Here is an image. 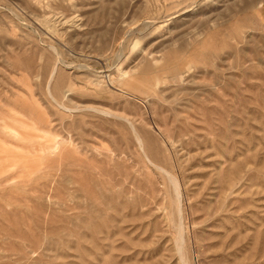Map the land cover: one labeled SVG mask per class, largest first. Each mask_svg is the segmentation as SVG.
I'll use <instances>...</instances> for the list:
<instances>
[{"label":"rangeland","instance_id":"obj_1","mask_svg":"<svg viewBox=\"0 0 264 264\" xmlns=\"http://www.w3.org/2000/svg\"><path fill=\"white\" fill-rule=\"evenodd\" d=\"M0 264H264V0H0Z\"/></svg>","mask_w":264,"mask_h":264},{"label":"bare ground","instance_id":"obj_2","mask_svg":"<svg viewBox=\"0 0 264 264\" xmlns=\"http://www.w3.org/2000/svg\"><path fill=\"white\" fill-rule=\"evenodd\" d=\"M126 122V121H125ZM132 128L134 129V126H132ZM137 139H138V141L140 142V143H142V139L140 138V136L137 134ZM173 182L174 183V180L173 179H170V182ZM177 184V183H176ZM172 186V185H171ZM177 186H178V184H177ZM173 187V186H172ZM176 203V202H175Z\"/></svg>","mask_w":264,"mask_h":264}]
</instances>
